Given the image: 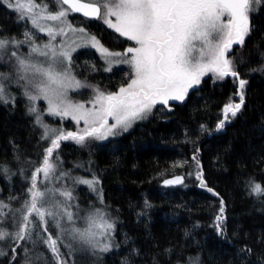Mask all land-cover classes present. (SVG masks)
Segmentation results:
<instances>
[{
    "label": "trees",
    "instance_id": "trees-1",
    "mask_svg": "<svg viewBox=\"0 0 264 264\" xmlns=\"http://www.w3.org/2000/svg\"><path fill=\"white\" fill-rule=\"evenodd\" d=\"M5 8L0 4V36L10 37L13 26ZM78 26L106 48L128 45L98 21L79 17ZM228 57L247 84L240 111L229 114L222 129L217 125L224 106L239 103V82L208 76L184 102L154 107L146 120L106 148L85 149L95 151L118 249L104 257L81 254L79 264H264V196L252 195L249 187L250 181L264 186V6L254 15L244 44ZM96 64L101 76L93 75L88 83L105 92L115 77L113 72L102 76L103 67ZM107 76L109 82L101 81ZM47 144L22 102L0 103V165L9 169L0 171V199L13 208L26 198L30 174ZM73 148L61 142L59 155ZM176 174L184 176L182 186H160L163 178ZM221 201L223 232L216 227ZM0 227L15 230L10 221ZM24 240H3L0 264H28L21 251ZM16 243L20 246L13 253Z\"/></svg>",
    "mask_w": 264,
    "mask_h": 264
},
{
    "label": "snow or ice",
    "instance_id": "snow-or-ice-1",
    "mask_svg": "<svg viewBox=\"0 0 264 264\" xmlns=\"http://www.w3.org/2000/svg\"><path fill=\"white\" fill-rule=\"evenodd\" d=\"M0 3L17 12L19 19L30 20L34 28L49 37L47 43L37 45L30 31L23 33V40L0 36V61L6 55L15 60L14 78L13 74L0 72V103H15L16 97L8 90L11 86L23 89L29 101V113L35 115V122L44 129L41 139L48 141L30 174L27 195L21 206L13 208L11 203L0 199V225L10 221L15 229L9 231L7 227H0V241L31 239L34 230L43 239L39 232L43 227L44 232L49 233L44 242L56 264H69L61 246L68 250V256H72L76 245L109 251L115 222L103 207L82 213L74 194L77 185H86L97 192L102 204V193L97 188L99 180L95 176L89 179L63 171L58 151L61 142L73 140L83 145L88 138L102 140L118 134L116 130L127 131L135 120L145 118L157 104L183 101L188 90L199 85L202 77L209 73L215 80L232 77L239 82V103L230 101L224 106L223 119L217 125L218 130L222 129L229 121V114L235 117L240 111L247 84L240 79L227 53L234 44H244L250 32V13L264 0H55L54 11L50 10L47 0H0ZM70 12L102 19L121 36L133 41L134 46L124 53L108 52L100 47L95 36L68 22ZM41 21L59 22L60 26ZM65 27L73 33L79 32L84 46L90 43L106 57H126L120 62L129 64L133 70L130 82L119 92L105 94L95 90L96 96L90 101L93 108H85L84 104L73 103L68 98L69 89L86 85L71 73V55L66 42L61 41L60 47L54 43L57 36L67 34ZM24 43L30 48L27 56L18 51ZM9 49L12 50L9 52ZM39 100L47 102L48 115L61 120L71 118L76 124L83 121L82 132L44 123V113L36 104ZM109 118L114 123L109 124ZM0 171L7 174L9 169L0 165ZM197 178L201 186H205L202 177ZM176 183H182V178L165 181V184ZM249 187L252 195L264 196L261 184L250 181ZM219 212L216 227L223 232V201ZM49 226L55 227V237ZM19 246L16 243L11 251L15 253Z\"/></svg>",
    "mask_w": 264,
    "mask_h": 264
},
{
    "label": "rangeland",
    "instance_id": "rangeland-1",
    "mask_svg": "<svg viewBox=\"0 0 264 264\" xmlns=\"http://www.w3.org/2000/svg\"><path fill=\"white\" fill-rule=\"evenodd\" d=\"M263 6H264V3L255 5V10H253L250 13V29H251V21L253 20L254 15L257 14ZM112 19L114 21L115 18L113 17ZM98 22L100 24L104 25L106 27V29L111 30L114 34L115 33L119 34L113 28H110L106 23H104V21L102 19H98ZM25 31H30L33 34V38L38 37L35 34L36 31H34L33 29L32 30L26 29ZM25 31H23V33ZM37 31H39V30L37 29ZM87 33L94 36L90 32H87ZM80 35L81 34L78 32V38H76V37L74 38L75 44H78V51L80 50V56L78 57V60H79V62H78L79 77H75V78L86 86L81 87L79 89H75V90L69 89L68 98L73 103L84 104L85 108H93V104L90 103V101H93L94 97L96 96L95 90L98 89L100 92H103L105 94L119 92V89L121 87H126L127 84L130 82V79L133 77V70L129 64L120 62L122 59H126V57H106L104 55V53H102L99 50L98 47H93L90 43L87 44V46H84L83 41H81L79 39ZM23 38H24V35H23ZM120 38L124 40V38H126V37L122 36ZM48 40L49 39L45 38L43 40L42 39L35 40V42L38 41V42H41L40 44H42V43H47ZM96 40H97V38H96ZM97 41L99 42L100 47L106 49L108 52H113L111 50H108L99 40H97ZM127 42H128V45L126 48H124L123 53L126 51V49L128 47L134 46L133 41H130L127 39ZM24 45L25 46L28 45V48H25L23 51L27 56L29 51H30L29 44L24 43ZM20 47H19L18 51L21 54ZM11 50L12 49H9V52ZM94 53H95L96 57L94 56ZM128 55L130 56L131 54H128ZM40 59H43V58H40ZM106 60L111 61V63L106 62ZM9 61H10V59L7 55L5 56L4 60L0 61V68H1L0 72L13 74V78H14V72L12 70L14 69L15 62H9ZM97 61H99L101 63V66L103 67L104 71H101L103 74L102 76H104L105 72H107V74L113 72L111 74L115 77L114 80L111 81L112 87L107 88V91H105V92L103 90H101L100 88H98L96 86H92V84L88 83V81L90 80V78L93 75L94 76L95 75L101 76V75H98L99 74L98 66H100V64H96ZM208 76H213V75L211 73H209V74L205 75L204 77H202L201 83L199 85H195L192 88H190L188 90V94L192 90L201 86V84L203 83V80ZM110 78L111 77L107 76V80H101L100 78H99V80H101L103 82H105V81L109 82ZM8 90H9V92H11L12 95H14L16 97L15 103L12 105H16L17 102H22L28 110L29 101L23 95V89H19L13 85ZM188 94H187V96H188ZM187 96L185 97V99L183 101H172V100H170L168 105L157 104L155 107L169 108L170 103L184 102L186 100ZM36 104H37V107L40 109V111L44 113V115H43L44 123L48 124L50 127H55V128L62 127L66 131H75L78 133L82 132L83 128L85 127L83 121H81L79 124H76L71 118H65V119L61 120V118L58 116L48 115L47 111H46L47 110V102L46 101L39 100L36 102ZM151 112L148 113L145 116V118L135 120L131 124V126L127 129V131L116 130L118 134L109 135L106 139L97 140V139L88 138V139H86V141L83 145L78 144L73 140L62 141V142L70 143L74 146V148L72 150H70L71 152L70 151L68 152V155L60 156L62 170L66 171V172H70L73 176L86 177L89 179L92 176H95L99 180V184H98L97 188H98L99 192L102 193V197H103V203L102 204H101V201L98 197L97 192H93L86 185H77L76 186L74 194L77 197L76 203H78L82 213L91 209V208H94V207H103V208H106V210H107V207H106L107 204L104 200L103 191H102L101 179H100V176H99V174H97L96 169H95L97 163H95L96 161L92 157V153H94L95 151L90 150V149H88V150H85V149H87L89 147H91V149L93 147H95V150L97 148L98 149L106 148L107 145H104V144H108L109 141L116 139L117 137H119L123 134H126V133L130 132L131 130H133V128L136 126V124L146 120L151 115ZM29 114L35 120V115L31 114V113H29ZM65 123H67V125H65ZM112 123H114V121L111 118H109V124H112ZM36 125L41 129V136H42L44 129L40 125H38L37 123H36ZM73 125L77 126V128L74 130L72 129ZM44 141H46V140H44ZM46 142H48V141H46ZM86 153L88 154L87 156H86ZM77 165H79L80 167H77ZM107 212H108V210H107ZM109 215H110V213H109ZM110 218L112 221H114L111 216H110ZM49 231L53 234V237H55V233H56L55 227L49 226ZM39 232L43 234V239H41L40 234H38L34 230L33 234H32V238L24 240L23 245L21 247V249H22L21 251H23L27 255L28 264H48V262H49V264H56V261L53 258L52 253H51L50 249L48 248V245L44 242L47 239V236L49 233L44 232L43 227H40ZM0 243H2V241H0ZM40 245L43 248H41ZM111 245H112L111 249L109 251H106V252H101L99 250H95V249H92L89 247H81L79 245H76L72 256L67 255L68 250L66 248L61 246L60 250L62 253L65 254V259H67L69 261V264H73V262H74V264H79V258L81 257V254H89V255H91V254L96 255L97 254L98 256L104 257L105 255H108V254H110V253H112L118 249V236L116 233V223H115V231L113 233V239L111 241ZM46 256L49 257V260L46 258ZM52 261H53V263H52Z\"/></svg>",
    "mask_w": 264,
    "mask_h": 264
},
{
    "label": "flooded vegetation",
    "instance_id": "flooded-vegetation-1",
    "mask_svg": "<svg viewBox=\"0 0 264 264\" xmlns=\"http://www.w3.org/2000/svg\"><path fill=\"white\" fill-rule=\"evenodd\" d=\"M47 2L49 4L50 10L54 11L55 10V0H47ZM0 4L4 5L3 3H0ZM65 7H67V6H65ZM5 10H6V12H8L10 23L13 26V30L11 31L12 33H11L10 37H15L18 40H23L24 39L23 38V31H25L26 29H31V30L33 29L34 31H36L35 34L38 36L37 38H34L35 40H39V39L43 40L45 38L49 39V37L46 34V32L37 31V29L32 26L30 20H21V19H19L18 13L13 11L12 9L8 8V7H6ZM79 17H81V16H79L78 14H75L74 12H70L68 17H67V20L73 27L79 28V26H78ZM84 19H86V18H84ZM86 20H88V21H98V20H90V19H86ZM41 23L48 24V25L60 26L59 22H54V21H41ZM85 31H87V30H85ZM65 32L67 34L65 36H57L56 37V41H54V43L57 45V47H60V42L61 41H65L66 42V46L68 47V50L70 51V55H71V73H72V75L74 77H79V69H78L79 60H78V57H79L80 50L78 51V44H74L73 43V41L75 40L74 38L75 37L78 38V32L77 33H73L70 30H68L66 27H65ZM115 35L117 37H119V38L122 37V36H120L119 34H116V33H115ZM124 40L127 41V38H124ZM40 43L41 42H38V41L36 42L37 45L45 44V43H42V44H40ZM237 45L238 44H234L232 46V49L227 53V57H228L229 53L231 51H233V49ZM20 46H21L20 47L21 54L26 56V54L23 51H24L25 48H28V45L25 46L24 44H21ZM119 46H121V43H119ZM107 49L111 50L113 52H120V53H123V51H124V49L122 50V49L118 48L117 44H115V46H112L110 44V46H107ZM14 73H15V71H14ZM76 128H77L76 125L72 126L73 130L76 129Z\"/></svg>",
    "mask_w": 264,
    "mask_h": 264
},
{
    "label": "water",
    "instance_id": "water-1",
    "mask_svg": "<svg viewBox=\"0 0 264 264\" xmlns=\"http://www.w3.org/2000/svg\"><path fill=\"white\" fill-rule=\"evenodd\" d=\"M75 14H78L79 16L83 17V18H86V19H90V20H98V19H95V18H89V17H85L83 16L81 13H78V12H74ZM208 136L210 137L211 134H208ZM176 177H181L182 178V183H176V184H165V181L166 180H174ZM184 184V176L181 175V174H176V175H172V176H168V177H165L163 178L161 181H160V186L163 187V188H170V187H180Z\"/></svg>",
    "mask_w": 264,
    "mask_h": 264
},
{
    "label": "bare ground",
    "instance_id": "bare-ground-1",
    "mask_svg": "<svg viewBox=\"0 0 264 264\" xmlns=\"http://www.w3.org/2000/svg\"><path fill=\"white\" fill-rule=\"evenodd\" d=\"M156 123H157V121H156ZM153 124H154V122H153ZM157 125V124H156ZM15 148V147H14ZM18 148H20V147H18ZM11 150V149H10ZM20 150V149H19ZM93 154V153H92ZM75 155V154H74ZM93 157V156H92ZM94 158V157H93ZM1 159V158H0ZM13 159V158H12ZM74 159V158H73ZM8 161V160H7ZM15 161V160H14ZM68 161V160H67ZM1 162H2V160H1ZM12 163H13V161H12ZM66 163V162H65ZM94 163V162H93ZM96 163V162H95ZM8 164V163H7ZM98 166V165H97ZM95 167V166H94ZM100 168V167H99ZM191 175V174H190ZM261 184V183H260ZM244 190H247V187H246V189H244ZM246 195H249V194H246ZM257 197V196H256ZM249 198V197H248ZM226 231V230H225ZM220 233V232H219Z\"/></svg>",
    "mask_w": 264,
    "mask_h": 264
}]
</instances>
